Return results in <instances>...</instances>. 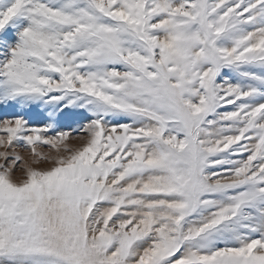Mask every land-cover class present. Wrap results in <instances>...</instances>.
Returning a JSON list of instances; mask_svg holds the SVG:
<instances>
[{
	"label": "snow or ice",
	"instance_id": "snow-or-ice-1",
	"mask_svg": "<svg viewBox=\"0 0 264 264\" xmlns=\"http://www.w3.org/2000/svg\"><path fill=\"white\" fill-rule=\"evenodd\" d=\"M0 110V264H264V0H0Z\"/></svg>",
	"mask_w": 264,
	"mask_h": 264
},
{
	"label": "rangeland",
	"instance_id": "rangeland-1",
	"mask_svg": "<svg viewBox=\"0 0 264 264\" xmlns=\"http://www.w3.org/2000/svg\"><path fill=\"white\" fill-rule=\"evenodd\" d=\"M8 38L11 40H14V37H11L10 33L8 34ZM0 111H2V110H0ZM31 122L39 124V123L43 122V119L41 117H37V118L33 119Z\"/></svg>",
	"mask_w": 264,
	"mask_h": 264
}]
</instances>
